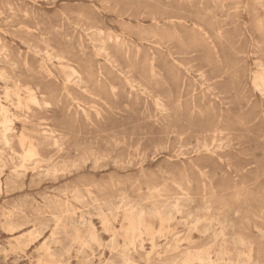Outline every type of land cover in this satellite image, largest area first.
<instances>
[{"label": "rangeland", "instance_id": "374dc122", "mask_svg": "<svg viewBox=\"0 0 264 264\" xmlns=\"http://www.w3.org/2000/svg\"><path fill=\"white\" fill-rule=\"evenodd\" d=\"M261 79L264 0H0V264H264Z\"/></svg>", "mask_w": 264, "mask_h": 264}, {"label": "bare ground", "instance_id": "6f19581e", "mask_svg": "<svg viewBox=\"0 0 264 264\" xmlns=\"http://www.w3.org/2000/svg\"><path fill=\"white\" fill-rule=\"evenodd\" d=\"M75 74V72H74ZM261 83L264 85V79H261ZM261 84V85H262ZM262 85V86H263ZM10 91V90H9ZM17 91V90H16ZM6 92V91H5ZM11 92V91H10ZM18 92V91H17ZM8 93V91L6 92ZM13 93V91L11 92ZM9 93V95L11 94ZM14 96V93L12 94ZM11 96V95H10ZM7 97V98H11V97ZM17 97V96H16ZM6 98V99H7ZM18 98V97H17ZM19 99V98H18ZM11 123H12V119L11 116L9 114V110L7 109L6 106H4L1 102H0V129L2 131V136H1V143H5L8 144V135L11 131ZM33 154V152L30 150L28 151L25 156H31ZM21 203V202H20ZM18 208V207H17ZM16 209V208H15ZM23 214V213H22ZM26 218V217H25ZM46 229V228H45ZM54 243V242H53ZM51 245V244H50Z\"/></svg>", "mask_w": 264, "mask_h": 264}]
</instances>
